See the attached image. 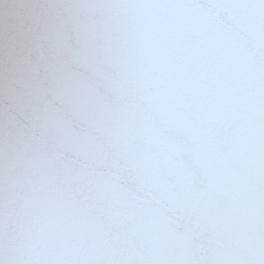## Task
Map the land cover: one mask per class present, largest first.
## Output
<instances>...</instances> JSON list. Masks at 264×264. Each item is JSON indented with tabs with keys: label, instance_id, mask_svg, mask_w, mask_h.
<instances>
[{
	"label": "snow or ice",
	"instance_id": "6c2138e0",
	"mask_svg": "<svg viewBox=\"0 0 264 264\" xmlns=\"http://www.w3.org/2000/svg\"><path fill=\"white\" fill-rule=\"evenodd\" d=\"M0 264H264V0H0Z\"/></svg>",
	"mask_w": 264,
	"mask_h": 264
}]
</instances>
